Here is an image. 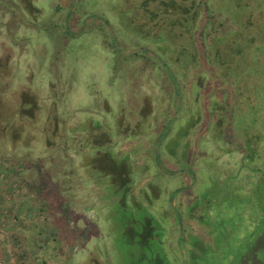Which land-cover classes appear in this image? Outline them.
I'll use <instances>...</instances> for the list:
<instances>
[{"label":"rangeland","instance_id":"374dc122","mask_svg":"<svg viewBox=\"0 0 264 264\" xmlns=\"http://www.w3.org/2000/svg\"><path fill=\"white\" fill-rule=\"evenodd\" d=\"M104 135L134 195L153 187L171 240L156 223L154 255L187 233L209 240L184 264L264 251V0H0V264H145L86 171L84 141ZM39 158L72 174L74 232L38 209Z\"/></svg>","mask_w":264,"mask_h":264},{"label":"trees","instance_id":"16d2710c","mask_svg":"<svg viewBox=\"0 0 264 264\" xmlns=\"http://www.w3.org/2000/svg\"><path fill=\"white\" fill-rule=\"evenodd\" d=\"M206 7L207 10L210 12L212 11L208 5ZM181 8L185 12L191 11L190 8L186 6H182ZM204 34L205 29L202 30L201 35L204 37ZM203 42H205V40ZM166 110L167 108L164 112V116H166V125H164L165 128L159 135L160 143H158V145H161V142L170 136L169 131L171 124L175 121V117L166 115ZM82 138L83 137H81L80 140ZM107 140L110 141V138L104 135L99 139H92L90 136L84 141L85 149L94 152V155L92 154L93 156H90V159L86 161V171L90 176V180L102 186V189H100L102 199L106 200V203L108 202L115 208L114 221L125 228L124 233L129 237L136 239L138 243L142 242L146 245L149 243V239L145 234L151 233L157 223V216L152 207L153 187L150 186V184L145 185L142 188L140 196L134 195L135 166L131 162L129 155L121 157L117 155L113 149H107V146L103 147L102 142ZM81 141H83V139ZM165 145L167 148L166 150H169L175 156L178 155L177 151L179 148L183 149L184 147L183 143H180V141L175 145H172L171 142H167ZM186 148L187 147H185V151L183 150L184 156L186 154ZM160 153L161 150L158 154ZM50 157L55 159L56 154L52 153ZM154 157L156 156H152V158ZM90 160L92 162L91 165ZM55 164L56 162L52 163V165L48 167L49 169L44 170L47 168L46 161L44 158H39L36 163L32 164L35 168H32V165L29 166V164H25V166L32 168V183H28V185L32 188L34 200L39 203V211L52 215L62 224L59 227V235L63 236L65 233L74 232V230L71 229L73 227V222L72 219H70V214L74 210L73 206L76 205V200L73 198L74 193L72 191L70 192L69 190V192H66L67 188L71 186L74 187L72 183V174L65 173L63 174V176H65L64 179H57L54 174L59 168V165ZM144 166V168L149 167L147 164ZM68 185L70 186L67 187ZM110 211L108 214H110ZM79 227L82 228V226ZM140 237L143 240H141ZM13 241L15 245L19 244L18 236L15 234H13Z\"/></svg>","mask_w":264,"mask_h":264},{"label":"flooded vegetation","instance_id":"af4514ba","mask_svg":"<svg viewBox=\"0 0 264 264\" xmlns=\"http://www.w3.org/2000/svg\"><path fill=\"white\" fill-rule=\"evenodd\" d=\"M153 195L154 194H152V199L154 198ZM156 198H157V195L155 197V200H156ZM193 206H194V204L192 205V207ZM210 208H211V206H210ZM210 214H211L210 211H208L207 209L204 211V219H205L206 222H209V219L211 218ZM156 222H157L158 225H160L161 230L163 231V233H162V236H163L162 239L163 240L160 239V241H161V243H164V245H165V240L168 239L169 237L167 236L168 238L164 239L165 234H164V230H163V223L161 222L160 216H157V221ZM156 225L152 229L151 233H146L145 234V236L149 239L148 240L149 243H147L145 245L142 242H139V244L142 247L141 254L143 255V257L141 258L140 261L145 260V264H164L165 262L167 264L168 263L169 264H184L187 261V258H188L187 255H186L187 251L192 253L191 254L192 257H194L196 259H198L199 257H203V256L198 255V252H200V250L203 251L204 244L207 243V241L209 239H206L204 236L195 235L193 233H187L183 237H181V236L178 237L179 239H177L175 241V244H173L171 246V249H169L168 252H167V250L165 249V246H164L163 250L160 251V253L157 252L154 255L153 254V250L149 249V246L154 241V239L159 236V233L156 232V228H157ZM141 240H143V239L141 238ZM168 240H170V239H168ZM170 243H171V240H170ZM181 246L184 248L183 250L180 249ZM252 247H253V245H249L248 250H246L241 256H238L236 258L232 257L229 264H252L251 263V258L249 257V255L252 252H254L255 254H256L257 251H259L261 253H264L263 250H261V249H256L255 250V248L251 249ZM173 248H176V249H174L175 251L173 250ZM172 252H175V254H173ZM256 256L258 258H260L257 254H256ZM260 259L263 261L262 258H260ZM141 263H143V262H141ZM226 263H227V261L225 263H222V264H226ZM215 264H217V263H215ZM263 264H264V261H263Z\"/></svg>","mask_w":264,"mask_h":264}]
</instances>
